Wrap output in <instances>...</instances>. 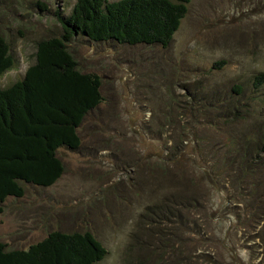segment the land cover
<instances>
[{"label": "rangeland", "instance_id": "374dc122", "mask_svg": "<svg viewBox=\"0 0 264 264\" xmlns=\"http://www.w3.org/2000/svg\"><path fill=\"white\" fill-rule=\"evenodd\" d=\"M76 3L0 0L15 59L0 89L24 79L38 42L63 36L58 15ZM67 48L103 100L80 149L58 150L61 178L5 200L6 250L91 232L107 250L96 264H264V0H192L167 48L82 36ZM165 200L175 214L161 221L148 207Z\"/></svg>", "mask_w": 264, "mask_h": 264}, {"label": "trees", "instance_id": "16d2710c", "mask_svg": "<svg viewBox=\"0 0 264 264\" xmlns=\"http://www.w3.org/2000/svg\"><path fill=\"white\" fill-rule=\"evenodd\" d=\"M192 0H77L69 17L58 15L61 38L37 43L36 62L23 80L0 89V214L8 197L21 198L20 182L54 185L64 173L58 150L77 151L78 133L86 116L102 102L101 78L82 73L67 43L74 36L95 43L130 46L171 45ZM15 59L0 35V76ZM264 83V73L255 85ZM241 88L234 87L239 93ZM164 201L148 207L161 221L170 220L174 206ZM106 248L91 232L55 231L28 250H6L0 241V264H96Z\"/></svg>", "mask_w": 264, "mask_h": 264}]
</instances>
